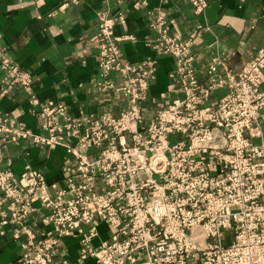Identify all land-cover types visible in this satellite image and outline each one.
Here are the masks:
<instances>
[{
  "label": "built area",
  "instance_id": "2783aa9c",
  "mask_svg": "<svg viewBox=\"0 0 264 264\" xmlns=\"http://www.w3.org/2000/svg\"><path fill=\"white\" fill-rule=\"evenodd\" d=\"M190 3L197 15L207 6ZM166 24L161 14L159 38L150 47L175 59L169 77L182 97L151 118L144 105L158 63L124 59L120 44L134 38L115 35L108 11L98 17L95 87L108 103H121L118 114L74 117L64 105L40 104L33 76L0 49V98L24 91L39 107L40 131L0 115V152L22 140L63 148L70 159L61 187L49 186L29 165L20 177L0 167L1 224L11 225L21 242L18 264H264V144L253 142L264 121V46L227 78L228 93L213 104V93L224 86L220 62L201 81L191 55L199 33L184 40ZM38 217L45 228L33 226ZM102 226L109 237L95 247ZM66 238L78 239L75 262L63 256Z\"/></svg>",
  "mask_w": 264,
  "mask_h": 264
},
{
  "label": "crops",
  "instance_id": "0c3cea01",
  "mask_svg": "<svg viewBox=\"0 0 264 264\" xmlns=\"http://www.w3.org/2000/svg\"><path fill=\"white\" fill-rule=\"evenodd\" d=\"M76 1V2H75ZM0 0V49L4 58L34 78L33 92L40 104L64 105L74 117L96 118L104 111L118 114L121 103L113 104L96 90L100 78L98 17L108 11L116 19L117 37H132L120 46L124 59L132 64L156 60L157 78L144 105L147 118L159 108L182 97L169 75L176 66L172 56H159L151 43L159 38L158 17L165 16L171 34L184 40L199 33L191 48L197 77L207 79V67L218 60L224 86L217 89L211 103L227 93V78L237 75L264 46V0H204L197 15L190 0ZM124 17V23L119 18ZM4 72L0 67V89ZM264 93V84L262 86ZM107 103H105V102ZM27 94L14 89L0 98V115L17 119L35 133L39 131L37 112ZM256 145L264 144V121ZM2 144L0 139V145ZM70 161L63 148L50 149L17 140L1 146L0 167L20 177L26 166L45 175L49 186H62V170ZM1 197V194H0ZM35 207L39 208L38 203ZM39 219V217H38ZM0 216V264H18L21 242L13 237L11 225ZM33 226L45 228L40 219ZM63 256L77 260L78 239L63 240ZM87 264H95L89 260Z\"/></svg>",
  "mask_w": 264,
  "mask_h": 264
},
{
  "label": "rangeland",
  "instance_id": "374dc122",
  "mask_svg": "<svg viewBox=\"0 0 264 264\" xmlns=\"http://www.w3.org/2000/svg\"><path fill=\"white\" fill-rule=\"evenodd\" d=\"M99 232H100L99 233L100 237L98 239L94 240V242H93V245L95 247H98L101 244V242L107 240L108 237H109L108 236V231H107L106 227L102 226L100 228Z\"/></svg>",
  "mask_w": 264,
  "mask_h": 264
}]
</instances>
